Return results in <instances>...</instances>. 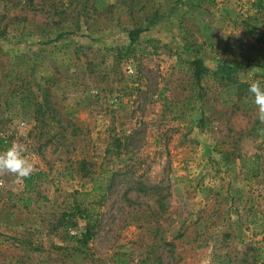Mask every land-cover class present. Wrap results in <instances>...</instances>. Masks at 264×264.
<instances>
[{
	"label": "rangeland",
	"instance_id": "374dc122",
	"mask_svg": "<svg viewBox=\"0 0 264 264\" xmlns=\"http://www.w3.org/2000/svg\"><path fill=\"white\" fill-rule=\"evenodd\" d=\"M262 32L264 0H0V151L38 174L0 172V264H264Z\"/></svg>",
	"mask_w": 264,
	"mask_h": 264
},
{
	"label": "clouds",
	"instance_id": "9594fccd",
	"mask_svg": "<svg viewBox=\"0 0 264 264\" xmlns=\"http://www.w3.org/2000/svg\"><path fill=\"white\" fill-rule=\"evenodd\" d=\"M248 92L257 108L258 117L264 120V84L258 78L253 79L248 85ZM26 151V146L21 143H12L0 151V172L15 174L20 178L28 177L33 171L34 164L25 158Z\"/></svg>",
	"mask_w": 264,
	"mask_h": 264
},
{
	"label": "trees",
	"instance_id": "16d2710c",
	"mask_svg": "<svg viewBox=\"0 0 264 264\" xmlns=\"http://www.w3.org/2000/svg\"><path fill=\"white\" fill-rule=\"evenodd\" d=\"M180 0H176V2H178ZM141 31L140 30H132V31H129L128 33V37H129V40L132 42L135 40V38L137 37V35L140 33ZM256 43L259 44V45H262L264 46V32H262L261 34H259L256 39H255ZM185 50H188L187 47H185ZM190 62H192V64H196V65H200L201 67V71H205V70H208L207 66H205L202 61L200 60V58H193V60H191ZM38 174H30L28 177L24 178V181H25V184H26V187H28L31 183V179L35 176H37ZM91 229H90V225L87 223L86 224V228H85V231L84 232H81V236L80 238L81 241L80 243L84 244L85 242H87L91 236Z\"/></svg>",
	"mask_w": 264,
	"mask_h": 264
},
{
	"label": "crops",
	"instance_id": "0c3cea01",
	"mask_svg": "<svg viewBox=\"0 0 264 264\" xmlns=\"http://www.w3.org/2000/svg\"><path fill=\"white\" fill-rule=\"evenodd\" d=\"M164 24L163 21H159L158 23H155L153 25L152 29H149L148 31H143L141 33V36L150 39V40H160V44H168V43H176V41H181L183 38V35H179V33L175 30H171V28L167 27L165 29H161V26Z\"/></svg>",
	"mask_w": 264,
	"mask_h": 264
},
{
	"label": "built area",
	"instance_id": "2783aa9c",
	"mask_svg": "<svg viewBox=\"0 0 264 264\" xmlns=\"http://www.w3.org/2000/svg\"><path fill=\"white\" fill-rule=\"evenodd\" d=\"M128 73H130V74L133 73V69L131 68V66L128 67ZM69 233H70V235H73V236L77 235V232L75 230H73L72 228L69 229Z\"/></svg>",
	"mask_w": 264,
	"mask_h": 264
}]
</instances>
